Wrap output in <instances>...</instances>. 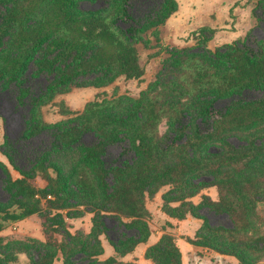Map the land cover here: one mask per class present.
I'll use <instances>...</instances> for the list:
<instances>
[{"label":"rangeland","instance_id":"1","mask_svg":"<svg viewBox=\"0 0 264 264\" xmlns=\"http://www.w3.org/2000/svg\"><path fill=\"white\" fill-rule=\"evenodd\" d=\"M174 1L178 10L156 29L157 40L148 34L144 36L150 40L147 47L136 46L144 69L139 80H126L120 75L104 79L97 75L89 78L95 83L93 86H70L64 93L43 97L41 92L49 77L31 75L29 70V93L41 96L35 106L19 105L15 88L0 85V264H161L164 259L159 250L173 252L171 247L180 264H264V250L250 247L257 236L254 231L264 235V159L241 152L248 143L264 140V116L240 125L201 117L197 101L211 93L212 88L196 83L204 72L212 87L222 82L219 64L210 63L203 50L214 53L245 40L257 50L253 41H264V22L256 6L264 0ZM73 2L75 12L107 6V0ZM161 2L139 3L138 11ZM15 6L20 25L31 24V29L26 30L30 34L44 27L55 28L51 0H21ZM118 25L125 27L123 22ZM202 27L215 30L209 41L192 37V32ZM56 36L74 37L66 27L59 28ZM24 46L31 51L32 43ZM261 49L264 53V44ZM38 50L39 47L31 53ZM182 52L190 56L182 59ZM259 97V92L247 91L241 96L220 98L214 102L212 114L223 111L238 98L251 101ZM138 99L144 105L147 101L154 103L160 116L149 135L159 167L186 166L184 175L173 180V184L167 181L151 195L133 196V201L138 200L144 207L141 225L126 218L119 209L118 213L108 211L117 207L107 204L104 185L98 180L100 164L115 167L135 162L129 138L95 149L92 165L85 163L81 149L91 146L96 135L117 125L112 116ZM86 110L91 111L89 126L97 133L82 135L79 145L51 146V131L27 140L20 138L28 122L57 129L73 123ZM126 135L131 138V131ZM219 155L223 158L216 159ZM42 160L60 167L68 183H78L83 178L84 197L61 194L58 199L41 195L58 180L52 169L40 165ZM35 164L39 165L34 168ZM19 181L28 191L33 190L31 199ZM113 181L111 176L106 179L108 186L114 185ZM226 182L251 190L243 192L245 203L240 193L232 195L221 185ZM187 192L196 193L179 202L169 201L174 195ZM256 196L260 201L251 208L254 210L247 211L244 206L253 207L251 201ZM36 205L39 212L28 214L29 206ZM138 240L143 242L137 243ZM87 254L98 256L89 260ZM241 256L246 259L242 261ZM167 263L166 260L163 264Z\"/></svg>","mask_w":264,"mask_h":264},{"label":"trees","instance_id":"2","mask_svg":"<svg viewBox=\"0 0 264 264\" xmlns=\"http://www.w3.org/2000/svg\"><path fill=\"white\" fill-rule=\"evenodd\" d=\"M19 1L21 0H0V85L13 86L16 90L18 104L29 106H35L41 96L64 93L70 86H93L95 83L89 81V78L97 77V75L106 77L104 79L115 75L123 76L126 80L141 79L144 75V69L139 64L136 46L141 44L147 47L150 40L144 36L150 34L152 38L156 39V29L163 26L178 10L174 0H162L159 5L155 7L149 5L147 10L143 11H138L140 8L137 6L139 3L146 5L150 0H107V6L100 10L75 12L73 0H51L56 22L55 28L44 27L30 34V31L26 30L31 29V24H26L23 27L17 19L15 5ZM256 9L260 11V19L264 22V2H258ZM119 22H123L125 25L123 29L119 27ZM61 27L69 28L74 37L56 36ZM214 31L211 28L202 27L199 31L192 32L191 35L194 39L200 36L203 41H209ZM248 42V40L242 43L235 42L233 45L214 53L203 50L204 54L208 55L210 63L219 64L222 82L219 86L212 87L205 72L202 75L204 78L199 77L196 81L206 89L212 88L211 93H205L197 101L201 117L217 118L222 123L240 125L241 122L250 123L264 116V53L261 49L264 41H253L256 51L248 45ZM25 43H32L31 51L39 47V52L31 53L25 48ZM179 56L183 59V56L190 55L182 52ZM29 70H31V75L46 74L49 77L41 96H33L29 93L26 86V73ZM247 91L259 92L260 97L251 101L238 98L236 102L228 104L223 111L215 115L212 114L213 104L216 100L233 95L241 96ZM121 110L119 114L112 116L116 119L117 125L99 136L96 135V141L91 146H81V149L85 163L92 165L96 158L95 149H100L103 144H119L124 139L129 138L130 143L128 145L134 153L135 162L131 165L115 167L100 164L98 167L100 178L98 180L104 185L102 191L107 204L117 207H112L108 211L118 213L116 209H119L126 218L134 219L136 223L141 225V220L145 215L144 207L138 200L133 201V196L141 198L144 194L151 195L157 187L164 185L167 181L173 184V180L180 179L184 175L186 166L173 168V166L167 165L163 169L159 167L155 148L149 136L160 118L154 103L147 101L144 105L142 99H138L133 104L122 107ZM90 113V110H86L74 122L72 121L73 123L61 125L57 129L28 122L20 138L27 140L40 132L51 131L49 145L54 147H60L63 144L79 145L82 135L95 132L89 126ZM129 131L132 133L131 138L126 135ZM242 149L241 152L243 153L258 154L264 159L263 139L252 143V145L248 143ZM241 155L239 153V156ZM6 157L10 162L12 161L8 153ZM219 158L222 159L223 156L216 157V159ZM42 162L40 165L43 164L42 166L45 165L47 169H52L58 180L50 183L46 190H42L41 195L54 196L58 199H61L59 196L61 194L74 195L78 199L84 197L86 186H84L85 183H82V176L78 183H68V180L62 176L60 167L50 164L48 160H42ZM38 165L35 164L34 168ZM261 165L263 166L264 162ZM21 175L25 176L23 172ZM108 176L112 177L114 185H107ZM18 184L22 186L23 192L29 190V188H25L26 186L22 181H19ZM221 185L226 186L232 195L233 192L240 193L244 203L246 198H244L243 192L245 190L246 193L251 191L242 185L235 186L233 182H226ZM191 186L196 187L192 184ZM195 193L187 192L183 195H174L169 201L179 202L193 197ZM27 196L31 199L34 196L33 190L28 191ZM119 201L125 204H120ZM259 201L260 199L256 196L251 201L253 207L246 204L244 208L247 211L254 210L251 208H254L255 203L257 204ZM29 207L28 214L39 212L37 205ZM201 217L198 216V218L203 219ZM253 233L257 236L250 247H259L264 250V235H258L257 231ZM141 242L143 240L137 241V243ZM229 249L235 252L234 247ZM170 250L173 252L159 250L164 259L161 264L166 260L168 261L167 264H180L176 250L172 247ZM87 256L89 260H92L98 254L90 256L87 254ZM239 259L244 261L246 257L241 256ZM93 263L102 264L100 262Z\"/></svg>","mask_w":264,"mask_h":264},{"label":"crops","instance_id":"3","mask_svg":"<svg viewBox=\"0 0 264 264\" xmlns=\"http://www.w3.org/2000/svg\"><path fill=\"white\" fill-rule=\"evenodd\" d=\"M169 20V19H168Z\"/></svg>","mask_w":264,"mask_h":264}]
</instances>
